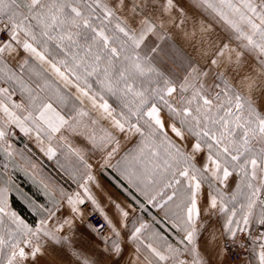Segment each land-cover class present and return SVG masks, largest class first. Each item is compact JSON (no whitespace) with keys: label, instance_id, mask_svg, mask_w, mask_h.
Masks as SVG:
<instances>
[{"label":"snow or ice","instance_id":"snow-or-ice-1","mask_svg":"<svg viewBox=\"0 0 264 264\" xmlns=\"http://www.w3.org/2000/svg\"><path fill=\"white\" fill-rule=\"evenodd\" d=\"M191 2L214 13L231 29L234 39L240 41L238 48L229 43L216 48L210 63L219 81L215 87L220 90L214 95L202 82L209 74L207 71L192 68L177 91L173 80L137 51L150 33L166 36L175 28L189 36L184 28L188 14L180 0H0V79L15 82L22 94L27 93L37 113L29 111L21 117L12 111L23 109V105L11 104L10 109L8 89L0 88L4 123L15 124L27 133L32 129L25 122H30L41 145V132L51 140L52 134L65 125L73 131L81 126L87 128L83 118L88 113L82 109L66 119L50 103L37 105L39 95H33V89L5 62L6 55L22 48L41 69L29 67L36 77L44 79V88L51 86L44 73L65 87L74 83L76 99L82 105L87 99L92 109L110 119L118 132L139 134V143L122 158L128 166L126 178L130 183L139 181L146 188L162 184L161 192L157 193L161 202L156 206L165 209L166 216V206L170 202L175 204L173 227L183 233L178 241L180 246L168 242L159 233L144 237L148 225L142 223L131 234L134 250L127 260L123 246L113 239L111 249H106L110 256L108 264H210L212 258L216 264H237L231 257L246 248H250V256L255 257L257 264H264V0ZM129 20H138L139 28L132 27ZM208 31L201 23V40ZM195 34V31L191 33ZM157 48L152 51L156 52ZM246 54L254 57V63L244 58ZM26 66H29L28 58L21 62V71ZM230 72L237 78L235 83L227 78ZM93 77L100 92L92 91L89 79ZM145 80L157 86L144 87ZM105 92L120 100L127 113L122 111L117 118L104 99ZM162 110H166L167 117ZM133 116L136 123H132ZM169 131L180 141L193 137L190 151L176 143ZM5 135L0 129V140ZM87 138L101 150L112 145L106 162L119 151L120 142L112 133L101 137L99 143L95 135ZM204 148H207L206 161L198 167L196 157ZM47 154L54 155L51 147ZM84 168L86 180L80 187L100 210L115 237H119L120 231L87 187V182L95 180L90 174L91 165L84 163ZM233 173L239 181L227 197L216 185L226 187ZM204 183L213 189L206 211L211 213L218 208L225 217L221 239L212 232L205 242L206 250L215 245L214 257L202 253L200 245L205 226L201 222L198 196ZM165 189H170L171 194ZM8 193L7 187H0V226L4 225L5 217L9 221L7 238L0 234V264H29V261L36 264L43 255L42 241L67 242V237L57 235L59 229L49 230L45 221L33 229L9 211ZM154 200L156 196L150 197V202ZM67 203L72 213H80L77 205L84 200L76 193L67 196ZM116 208L122 218L128 217L129 213L119 204ZM48 211L50 217L55 215ZM64 223L70 224L71 220ZM73 255L79 258L78 253ZM82 264L89 261L84 259Z\"/></svg>","mask_w":264,"mask_h":264},{"label":"crops","instance_id":"crops-1","mask_svg":"<svg viewBox=\"0 0 264 264\" xmlns=\"http://www.w3.org/2000/svg\"><path fill=\"white\" fill-rule=\"evenodd\" d=\"M180 3L184 6L188 14L186 21V23H188V28H184L189 33V36L186 37L181 30L175 28H172L166 36H164L163 33H160V36H164L163 39H161L160 36L156 34L150 33L146 37L139 50L149 57L153 63L159 64L158 66L162 72L166 74L171 80H173L175 86L177 87V91H179V86L184 82L185 76L191 71L192 68H197L200 71H207L209 74L207 77L203 78L202 82L205 84L206 88H209L211 91L214 90L212 92L214 94L218 89L215 87V85L219 83V81H215V69L211 65L210 61L211 59L215 58L216 48L217 46H222L224 43H229L231 47L238 48L239 43L230 37L228 38L214 21L201 13V11L193 6L194 4H192L189 0H180ZM129 23L132 27L139 28L138 20H129ZM201 23H203V25L209 29V31L204 34L203 40H201L200 33ZM194 31L196 34L195 36H192L191 33ZM155 38L158 40L156 44H154ZM165 42H170L182 56L184 55V61H182V66L180 68L176 67V62H174L172 59L175 50H172L168 54L163 53V51L160 52V46H165ZM157 46L159 47L157 48ZM183 47L186 48V51L182 50ZM153 48H157V51L153 52ZM25 58H28L31 63H34L36 66H38L36 61L28 57V54L25 53L22 48L18 49L17 53H14L10 56L6 55L5 62L8 68L13 70H21L20 64ZM244 58L249 63H254V57L252 55L246 54ZM45 74L48 75V78L51 79L55 84L60 86L66 95L72 99V104H74L70 109H65L63 106H58L49 100H45L42 103H50L52 107L66 119H68L70 116H75L77 110L82 109L88 113V116L83 118L84 123L87 124L86 129L81 126L78 127L76 131H73L71 128L65 125L59 132L52 135L58 140L60 146L64 150H67L82 168H84V163L91 165L90 174L95 177V180L87 182L89 192L97 201L100 209H103L104 214L107 215L112 220L113 224L116 225L117 229L120 231V236L115 237L109 225L106 232L100 233L94 231L93 228L85 222L86 217L90 212L97 211L100 213V215L101 212L96 208L95 205H93L91 200L87 199L84 189L80 187V184L85 183L86 180V170L84 168V172L81 174V176L77 180H73L72 186L64 193L63 196H60L58 199V204H55L51 210L55 212V215L50 217L48 211L37 221L38 224H41V221H45V226L49 230L55 231L56 229H59L57 235L60 237H67V242H62L61 244H56L50 240L42 241L43 252L44 254L52 256L56 260V263L59 261L61 264H82L84 259H87L89 264H108L110 256L109 251H106V249L110 250L113 239H116L123 246L124 258L127 260L129 253L134 250V245L130 240L133 230L132 228H129V225L136 214L135 206H138L136 201H141L138 199V197L144 198V204H146V206L151 209L152 214L150 213V217L156 219V216L159 212L153 214V209H162L156 206L157 203L161 202V197L158 196L157 193L161 192L162 184L149 186L147 188L144 186V190L131 186L125 178L127 175L126 170L128 166L122 160V158L126 153L129 152L130 149L135 148V146L139 143V134L130 135L126 132H118L113 128L110 119L103 118L99 112L92 109L87 99H85L83 105L79 100L76 99L78 93L74 83L65 87L62 82L56 80V78L52 75L48 73ZM209 77L212 79L209 80ZM227 78L232 80L234 83L237 79L235 74L231 72L227 74ZM176 97V99H179L177 94ZM106 101L115 110L113 114L119 118L118 112L116 110L117 107L108 100ZM9 107L11 109L10 104ZM11 110L20 115L17 109ZM35 112L36 111H34V113ZM36 114L37 113L34 115ZM162 114L167 117V114L164 112V110H162ZM20 116L23 117L24 115L21 114ZM4 119L3 112H0V121L4 123ZM93 121H95V123H93ZM132 123H136V118H133ZM7 125L18 128L19 131H21V129L15 124ZM25 126L31 128L32 130L27 133L24 131L21 132L24 133L25 137L31 144L38 146V149L42 152V154H44L47 158H55L58 156L56 155L58 150L50 145L48 137L40 135V140L43 141V144L41 145L37 139V131L35 127L30 122H25ZM107 133H112L114 136H116V139L120 142V148L119 151L116 152L112 158L106 162L107 152L111 150L112 145H109L106 149L101 150L99 147H94L93 143L87 137L89 135H95L97 143H99L100 138L105 136ZM168 134L173 140L176 141V143L185 146L186 150L190 151L191 144L194 142L193 137H188L187 140L180 141L170 131ZM49 147H51L53 150L54 155L49 156L47 154V149ZM161 154H163V149H161ZM206 156L207 148H204L201 153L197 154V165L202 166L206 161ZM80 157H82L83 160H81ZM230 177L227 181L228 194H232L236 184V180H233L232 183L230 181ZM130 191L135 193L138 197L132 196L131 193H129ZM164 191H166L167 194H171L170 189H165ZM212 191L213 190L210 189L206 184H202L198 196V206L201 209V222L205 226L200 237L201 252L208 257H214L215 245H210L208 250L205 249V242L210 239V236L208 234L205 235V233L210 226H214L213 224H218V221L220 222V213H217L214 217H210V213L206 211L209 203V193ZM76 193H79L81 198L84 200V203H87L85 209L84 207H81L82 204L77 205V207L80 209V213H72L67 203V196H74ZM145 193H147V195ZM152 196H156V200L150 202V197ZM117 204H119L121 208L129 213L127 218H122L120 216V213L116 208ZM170 206H174L173 203L170 202L166 207ZM218 211L219 209L217 212ZM212 212H214V210H212ZM101 216L104 218L103 215ZM66 219L71 220V223L65 224L64 221ZM169 220H166V217H163L162 220L157 219L156 221L158 223L166 222L173 224L175 219ZM38 226L35 225V228ZM221 226L222 229L218 235H216L218 240L221 239L220 234L223 231V225ZM157 230L155 229L154 233H158ZM150 236L151 235H144V237ZM182 237L183 234L180 236L179 240L182 239ZM168 238L171 240L170 237ZM154 243H156V240ZM73 252L78 253L79 258L76 255H73ZM141 259L143 260V256H141ZM236 262L237 264H249V262L250 264H257L255 257L250 256V254ZM210 264H216V260L214 258L210 259Z\"/></svg>","mask_w":264,"mask_h":264},{"label":"rangeland","instance_id":"rangeland-1","mask_svg":"<svg viewBox=\"0 0 264 264\" xmlns=\"http://www.w3.org/2000/svg\"><path fill=\"white\" fill-rule=\"evenodd\" d=\"M189 1L191 2V0ZM196 8L199 9L201 13H203L207 18L214 21L228 38L230 37L235 40L234 34L231 32V29H229L228 26L222 20H220L219 17L215 16L214 13H211L210 10L206 12L203 8ZM187 25L188 23H186L184 27L188 28ZM235 41L240 44V41ZM157 42L158 40L157 38H155L154 44H156ZM172 50H175L172 59L174 60V62H176V67L180 68L182 66V61H184V55L182 56L170 42H165V46H160V52L163 51V53L168 54ZM182 50L186 51V48L183 47ZM137 51L142 57L146 56L141 52V50L138 49ZM150 63L160 72H162V70L158 66L159 64L153 63L151 59ZM30 66L36 65L29 61V66H26L23 71H21L20 69L11 70L14 71L18 76H20L23 81L33 89V95H39L40 99L36 101L37 105L41 104L45 100H49L50 102H53L58 106H63L65 109H70L71 107H73L74 103L72 104V99L68 97V95H66V93L60 88V86H58V84H55L51 79L48 78V75L44 73V78L51 82L50 87L44 88V79L36 77L31 71H29ZM36 71H41V69L36 66ZM164 75L168 77L166 74ZM214 78L215 81H217L216 76ZM211 79L212 78L209 77V80ZM89 83L92 85V91L100 92V86L96 83L94 77L89 79ZM37 85H40V87H37ZM143 86L147 88H154L157 85L155 83H149L145 80ZM221 87H223V85H221ZM0 88L8 89V94L11 97V102L9 103L10 105H23V109H17L20 115H27L29 111H32L33 114L36 113H34L35 110L31 106V101L28 97V94H22L20 87L15 82L8 81L6 79H0ZM219 90L220 89L218 88L216 91ZM102 94L104 95L105 100H108L111 103V100H113L115 106L117 107L116 110L118 112V115L122 111L127 113V109L124 108L121 101L118 100L115 96H112L111 94H108L106 92ZM173 97L177 98L176 94L173 93ZM6 102L8 103V101ZM164 112L166 113V110H164ZM133 118L136 117L133 116L131 119L133 120ZM0 129H3L6 133L5 137L0 140V187H7L9 189L8 210L11 212H15L16 215L21 220H23L25 224L34 229L35 225H40L37 223L38 219L41 218L46 212H48V210L53 209L54 203L58 202V199L61 196V191L65 193L72 186L73 180H77L81 176V174L84 172V168H82L80 164L74 160L72 155L67 150H64L60 146V143L57 139L54 138L53 135L51 140H49V143L53 148L58 150L56 154L58 156H56L55 158H47L38 149V146L31 144L25 137L24 133L19 131L18 128L8 126L7 124H4L0 121ZM40 135L48 137L44 132H41ZM197 166L201 167L200 165ZM126 180L129 182L127 178ZM233 180H236V184L239 181V177L235 173H233V175L230 177V181L232 182ZM129 184L135 188H141L144 190V185L139 181H136L135 183L129 182ZM204 184L208 186V183ZM236 184L233 191H235L236 189ZM216 187H220L226 193L227 197L231 196V194L227 193V186L225 187L223 185L217 184ZM129 193H131L132 196L138 197L131 191ZM12 197L19 201V203L24 207L26 214L20 215L18 213V211L12 204ZM138 199L141 201H136V203L138 204V206H135L136 214L134 215V219H132L129 228H132V230H134V228L139 227L140 224H146L148 225V228L145 229L143 236L151 235L150 237H154V235L156 234L154 233V231L155 229H158L157 232L159 233V235L166 237L168 242L180 246L178 244V241L183 233L174 228L172 223H158L156 221L157 219L162 220L163 217H166V220L175 219V216L173 215V213L176 211L175 204H173L174 206L166 207L168 209L167 216L165 215V209L152 208L153 214L159 212L156 216L157 218L154 219L150 217L151 209L148 208L146 204H144V198L138 197ZM83 205L84 203L81 207H84L85 209L86 206ZM217 210L218 208L215 209L214 212H211L209 215L210 217H214L217 213H220L219 218L221 223L218 221V224H213L214 226H210L207 229L205 235L208 234L210 236V233L212 232H215V234L218 235V233L222 229L221 225L224 224L225 217L223 213H221L220 211L217 212ZM32 218H34V221H36L30 222ZM85 222L93 229H95L87 221V217ZM8 227L9 221L7 217H5L4 225L0 226V234H4L6 238ZM107 230L108 229L98 232L103 233ZM168 237H170L173 242ZM238 253H240V251H238ZM249 254L250 248L247 255H244L242 257H238L236 255L232 260L238 261L244 257H247ZM29 264H31V261H29ZM36 264L61 263L59 261L56 263V260L52 256L44 254L43 252V255L37 259Z\"/></svg>","mask_w":264,"mask_h":264},{"label":"built area","instance_id":"built-area-1","mask_svg":"<svg viewBox=\"0 0 264 264\" xmlns=\"http://www.w3.org/2000/svg\"><path fill=\"white\" fill-rule=\"evenodd\" d=\"M83 206H87V203H84ZM87 221L98 231H104L107 229V223L104 218L96 211H92L87 216ZM240 253L236 254L238 257H242L248 254L249 248L239 250ZM232 256L231 259H234L235 256Z\"/></svg>","mask_w":264,"mask_h":264},{"label":"trees","instance_id":"trees-1","mask_svg":"<svg viewBox=\"0 0 264 264\" xmlns=\"http://www.w3.org/2000/svg\"><path fill=\"white\" fill-rule=\"evenodd\" d=\"M111 101H112V104L115 105L113 100H111ZM11 201H12V204H13L14 208L18 211V213L20 215L26 214L24 207L19 203V201H17L14 197H12ZM33 221H34V218H32L30 222H33Z\"/></svg>","mask_w":264,"mask_h":264}]
</instances>
